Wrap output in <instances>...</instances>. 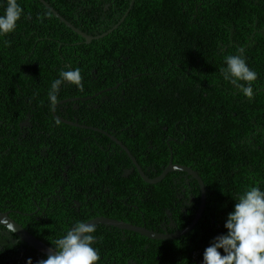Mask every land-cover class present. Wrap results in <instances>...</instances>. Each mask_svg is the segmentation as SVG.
<instances>
[{"label": "trees", "instance_id": "16d2710c", "mask_svg": "<svg viewBox=\"0 0 264 264\" xmlns=\"http://www.w3.org/2000/svg\"><path fill=\"white\" fill-rule=\"evenodd\" d=\"M46 1L80 30L98 35L123 17L132 0ZM18 3L24 14L15 31L0 36V202L5 196L13 197L16 186L12 181L22 182L28 175L25 181L32 182L36 173L34 169L32 174L26 173L12 181L8 179L10 166L18 169L34 165L28 154L21 153L26 149L21 122L29 114L33 128L26 140L34 143L42 135L39 149L46 145L54 152L50 149L51 133L58 138L68 135L61 140L65 150L78 144L80 139L79 149H88L91 142L93 149L99 151V128L110 133L115 129L116 137L134 155L138 154L137 162L149 177L160 175L170 154L173 162L192 165L207 184L205 207L192 231L205 242L204 249L216 236L226 233L224 224L228 213L234 210L237 195L251 186L264 188V0H134L117 28L90 43L40 0H18ZM4 6L0 4V13ZM240 48L244 49L248 66L258 74L257 80L252 82L254 97L251 99L225 81L221 72V68L226 67L227 56L239 54ZM116 58L120 59V65L116 64ZM76 67L81 71L82 86L64 84L58 101L111 88L117 80L122 81L119 90L125 87L127 94L124 100L106 96L98 113L89 111L83 104L74 109L66 102L70 107L63 109V113L56 107L65 117L87 121L92 127H75L61 121L55 124L49 106L47 92L51 83L61 70ZM116 73L113 80L111 75ZM95 77H99L101 84H95L93 90L88 91ZM115 118L121 122L114 124ZM4 134L11 136L6 142L1 139ZM71 139L75 140L69 141ZM113 143L106 134L101 138L103 146L117 149L113 150L115 157L104 159L105 169L108 167L113 176L105 172L104 183L116 185L118 191H103L96 181L85 197L83 190L74 187L82 182L81 173L73 170L72 176L77 174L79 178L69 179L64 184L67 188L62 190L61 201L54 211L67 212L59 219L63 222L71 215H79L72 205L74 200L85 199L98 203L105 215L137 225L145 221L154 229L150 223L158 222L162 212L153 209L145 201L147 196L139 193L147 192L155 205L181 202L177 191L183 173L169 171L162 180L148 182L130 158L124 157V151L119 152L120 146ZM52 148L57 152L63 149L61 143ZM6 149L10 151L8 154H5ZM126 166L134 169L128 176L122 174ZM43 172L41 169L40 173ZM97 176L95 172L94 179ZM37 178L38 175L35 180ZM112 178L115 181L118 178L119 182L115 184ZM173 181H177L175 187ZM7 185L11 190H7ZM194 188L198 207L200 194ZM33 209L27 207L22 212ZM82 210L80 217L73 216L61 226L44 221L40 238L54 246L75 222L92 216L84 206ZM20 214L23 218L27 216ZM214 220L217 227L210 225ZM94 229L93 246L99 255L109 248L114 251V257H121L120 264L127 263L123 258L127 255L123 247L127 241L119 236L123 231L102 224ZM136 236L160 246L179 244L139 233ZM133 244L141 251L146 242L136 240ZM149 250L139 257V264L166 261L165 256L160 260L158 249ZM177 251L180 253V248ZM179 258L180 254L172 263L188 264L184 257ZM199 260L203 264V253Z\"/></svg>", "mask_w": 264, "mask_h": 264}, {"label": "flooded vegetation", "instance_id": "af4514ba", "mask_svg": "<svg viewBox=\"0 0 264 264\" xmlns=\"http://www.w3.org/2000/svg\"><path fill=\"white\" fill-rule=\"evenodd\" d=\"M116 62L117 65L121 64L119 58H116ZM120 74H122V71L119 73V75ZM116 75L117 73L111 75L113 80ZM121 83H122L121 80H117V82L111 88L109 87L102 88L95 92L92 91V93L89 94L85 93L82 95L67 97L63 100L57 101L56 107L58 110H60L61 113H63V109H68L70 107L69 104H72V108L74 109H79L80 105L83 104L84 106L87 105V109L89 111L98 113L99 107H101V104L104 103V99L106 96L109 97V95H111L113 99L122 98L124 100L126 98L127 94L125 92V87L119 90ZM90 84L92 85V88H89L88 91L93 90L95 84L96 85L101 84L99 77L97 78L95 77L94 79H92ZM79 101H82V103ZM66 102H68L69 104H65ZM56 107L55 109L53 108L51 109L55 124L57 123L56 121L59 122L61 121L63 123H66L61 119L63 118L66 120L79 123V125L69 124L71 126H75V127L81 126L83 128L92 127L89 124H87V121L82 122L78 120V118L69 119L68 117H65L63 114H60L56 111ZM30 118L31 117L28 114L26 116L25 121L21 122L22 124L21 128L22 130H24V132L22 133L23 146H26L27 149V150L26 149L21 150V153H23V155L28 154L33 160L34 165L32 164L27 166L23 165L18 169H14L13 166H10L9 170L11 172V175L8 177V179L12 181L15 180L16 178H21L26 173L32 174V171L34 169H36V173L34 175V178L32 179V182L25 181L28 175L22 179V182L12 181L13 184H15L16 186V188L13 190L14 192H12L13 197L11 198H9L8 196H5V198L3 197L0 202V210L7 212L11 216V218L17 221L24 228L28 229L32 234L37 236L39 239H41L40 234L44 233L42 232V229L45 228L43 227L44 221H50L51 225H60V226L64 225L73 216L80 217L81 212H83L82 210L83 206L85 208V211L87 210V214H92V216L87 220L99 216H104V217H109V218L119 219L129 222V220L120 219L117 217H112L103 214L102 212L103 208L98 203L91 202L89 200L87 201L85 199L74 200V203L72 205H74L77 208V211L80 213L79 215H71V216L68 215L70 218H67L63 222L62 220L60 221L59 219L63 218L65 216L64 214H66L67 212L64 210H58V212L56 213L54 211L56 205L61 201L62 190L67 188V186H64V184L67 183L69 179L73 180L74 178H79V175L77 174H74V176H72L71 172L73 170L81 173L82 182L75 185L74 187L77 190H81V191L83 190L85 197L87 196L90 188L96 184L95 183L96 181H98L99 183L97 184L99 188L103 187L102 188L103 191H106L108 193H115V191H118L115 190L117 189L116 185L108 186L107 185L108 183L106 184L104 183L105 172L108 173L110 177H113L111 174L112 171H108L107 170L108 167L105 169L104 159L106 157L109 158L115 157L116 153H114L113 150H117V149L112 150L111 148L105 147L103 146V144H101V138L104 139L105 134L110 137L111 142H114L120 146L121 150H119V152L121 153L123 150L124 157H126L127 155V157L130 158V161L133 162L137 168V165L134 160H136L137 162L136 157L138 154L134 155L128 149L126 144L121 139L116 137L114 133H117V130L111 129L112 133H110V131L108 130L99 128L100 130V134L98 136V138H100L99 151L93 149L94 143L91 142L89 144L88 149H84V150L79 149V147H81V142H82L80 139L78 144L76 143L75 145L70 146L65 150L61 140L68 135L66 134L58 138L57 136H54L51 133H49L50 137H52L51 146H50L51 147L50 149L54 151L52 152L49 151L46 145H43L42 148L39 149L40 142L42 141V135H40L41 133H36L40 136L35 140L34 143L32 141L30 143H27L26 137L29 135L28 133L33 128V124L30 122ZM125 119L126 118L122 119V121L124 122ZM115 120L116 122L114 124L121 122L119 118H115ZM104 121L105 120H103V122ZM106 124L107 123H105V125ZM120 125L124 126L123 123H120ZM75 137L77 138V136ZM9 138H11V136H9L8 134L1 135V139L5 142L8 141ZM72 140L75 139H71L69 141ZM91 140L95 141L94 136H91ZM149 142H151V140ZM59 143H61L62 145L63 148L62 152L60 150L57 152V150L52 148V147L55 148L58 147ZM114 143L113 145H115ZM122 144H125L128 151L122 146ZM9 152H7V149L5 150V154L6 153L8 154ZM172 159L173 156L172 154H170V160ZM118 162L119 161H117V163ZM9 163L13 165V162L11 160ZM172 163L177 164V162H173V160ZM185 166L190 167L201 177L204 183L205 195H207V184L204 180L203 175L200 174L192 165L186 164ZM41 169L44 170L42 174L40 173ZM133 170L134 169L132 167L126 166L124 167L122 174L124 176H128ZM173 171L174 173L175 172L183 173L181 175V179H183V181L179 184L180 189L177 191L178 198L181 199V202L180 201L174 202L173 205L170 204V206L157 202V204L155 205L154 201L150 199V196L148 195L147 192L143 191L139 193V195L147 196L145 201L147 202V204L149 203L151 206H153V209L160 210L162 212L161 219L158 222L151 221L150 225L154 228L153 230L172 233L178 229L184 228L187 224H189L193 220L192 218H194V217L190 218V215L194 214L195 216L196 212L198 211L201 205V186L198 180L196 179V177L193 174L189 173L188 171H183V170H173ZM95 172H97L98 174L97 179H94L93 177ZM147 172L150 173L151 170L147 169ZM55 173L56 174L58 173V175H56ZM37 175L38 178L35 180ZM150 178H154V177H150ZM111 180L114 181L115 184L119 182L118 178L117 181H115L113 178ZM176 184L177 181L172 182L173 187H175ZM184 184H187V186L184 187L183 186ZM194 187H196L197 190H199V194H200V203L198 207L195 206V203L197 201H196V196L194 194L195 192ZM7 190H11L8 187V185H7ZM205 203H206V196H205ZM27 207H33L35 209H33L32 211H27V213L22 212V210H24ZM19 212L27 216H24L23 218V215H21ZM136 214L138 215L140 213L136 212ZM98 224L108 226L109 229H111V227H115L103 223H96L93 224V226L96 229H98ZM146 224L147 222L144 221V224H138V225H143L151 229ZM210 225H215L217 227L215 220ZM118 229L119 231H123L122 234H119L120 238L123 239L124 241H127V244L123 246L126 247V252H127V255L123 257L125 258V260H127V263L125 264H139V257H141L144 253H146L145 250H149V249H150L149 252L158 249L159 250L158 254L160 255L161 258L160 260H164L163 256L166 257V261L164 260L162 264H173L172 262H174V257L179 254H180L179 259H181V256L184 257V260L188 264H202L201 260L199 259H200V255L205 250L204 249L205 242H202L200 240L199 234L197 235L195 234V232L192 231L193 228L187 233L182 234L178 237L166 239V240H171L173 242L174 241L179 242L178 245L170 246V247H166L167 245L160 246L157 242L151 244L150 242H147L144 239L136 236V233L138 232L127 234L125 231L126 229H121V228ZM136 240L146 242V245L143 246L144 247L143 250L139 251L134 246L133 241ZM94 243L95 241L93 242V244ZM179 248H180V253L177 251V249ZM0 253L2 254V258H0V264H26L29 258H31L32 264H39V261L47 259L48 257L47 255L39 252L34 247H32L27 241L21 239V237L17 235L14 232V230L9 231V227L1 223H0ZM120 259H121L120 256L114 257V251H112L109 248H106L100 254V259L96 262V264H118V262L120 264Z\"/></svg>", "mask_w": 264, "mask_h": 264}, {"label": "clouds", "instance_id": "9594fccd", "mask_svg": "<svg viewBox=\"0 0 264 264\" xmlns=\"http://www.w3.org/2000/svg\"><path fill=\"white\" fill-rule=\"evenodd\" d=\"M4 4L0 13V36L15 31L24 14L18 0H0ZM239 54L228 55L226 67L221 68L223 78L236 86L247 98L254 97L252 82L258 74L251 69L240 48ZM81 71L78 67L61 70L48 89L49 106L55 109L58 93L66 83L81 85ZM243 82V83H242ZM234 210L228 213L224 227L227 232L216 236L203 252V264H264V188L251 186L235 198ZM12 229L9 225V231ZM94 226L77 221L53 244L54 254L39 264H96L99 252L93 246L96 237ZM222 250V252H221ZM28 264H32L31 258Z\"/></svg>", "mask_w": 264, "mask_h": 264}, {"label": "water", "instance_id": "95a60500", "mask_svg": "<svg viewBox=\"0 0 264 264\" xmlns=\"http://www.w3.org/2000/svg\"><path fill=\"white\" fill-rule=\"evenodd\" d=\"M40 1L45 6H47L66 25H68L69 27L74 29L76 32H78L81 36H83L87 43H90L93 39L101 38V37L109 34L110 32H112L115 28H117L118 25L122 21H124V19H125L127 13L129 12L134 0L131 1V4H130L128 10L126 11V13L113 27L109 28L107 31H105L101 34H98V35H90L84 31L80 30L75 25H73L69 20H67L64 16H62L57 10H55V8L53 6H51L46 0H40ZM61 119L68 124L79 125V123H77V122H73L70 120L63 119V118H61ZM122 146L128 151V149L125 145L122 144ZM134 161L137 165V169H138L139 173L141 174V176L146 181L152 182V183L162 180L163 177L169 171H173V170H183V171H188L189 173L193 174L201 186V205H200L198 211L196 212L193 220L189 224H187L184 228L178 229L172 233H168L165 231H157V230L149 229L143 225H137V224H133L130 222H126L124 220L113 219V218L104 217V216L91 218L85 222H87L91 225L96 224V223H103V224L115 226V227H118L121 229L135 231V232H138L142 235H145L147 237L154 238V239L175 238V237H178V236L185 234L188 231H190L196 225V223L199 221L200 217L202 216L204 207H205V196L206 195H205L204 183H203L201 177L194 170H192L190 167L182 165V164H178V163L174 164V163H172V160H170L169 164H167V166L163 169V171L161 172L160 175H158L157 177H154V178H150L148 175H146L143 172L142 168L139 166V164L136 162V160H134ZM0 223L5 225V226H8V227H9V225H11L12 229H16V230H14V232L17 235H19L21 237V239L27 241L32 247H34L39 252H41L47 256H49L50 254H54L55 247H52L50 244H48L44 240L39 239L37 236L32 234L28 229L24 228L17 221H15L13 218H11V216L7 212H4L2 210H0Z\"/></svg>", "mask_w": 264, "mask_h": 264}, {"label": "bare ground", "instance_id": "6f19581e", "mask_svg": "<svg viewBox=\"0 0 264 264\" xmlns=\"http://www.w3.org/2000/svg\"><path fill=\"white\" fill-rule=\"evenodd\" d=\"M260 39H261V38H260ZM263 39H264V38H263ZM261 40H262V39H261ZM261 40H260V41H261Z\"/></svg>", "mask_w": 264, "mask_h": 264}]
</instances>
